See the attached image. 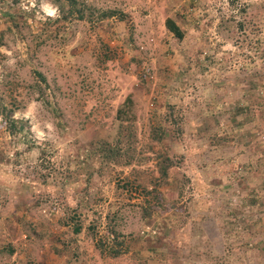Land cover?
Masks as SVG:
<instances>
[{
  "label": "rangeland",
  "instance_id": "1",
  "mask_svg": "<svg viewBox=\"0 0 264 264\" xmlns=\"http://www.w3.org/2000/svg\"><path fill=\"white\" fill-rule=\"evenodd\" d=\"M0 264H264V0H0Z\"/></svg>",
  "mask_w": 264,
  "mask_h": 264
},
{
  "label": "trees",
  "instance_id": "2",
  "mask_svg": "<svg viewBox=\"0 0 264 264\" xmlns=\"http://www.w3.org/2000/svg\"><path fill=\"white\" fill-rule=\"evenodd\" d=\"M63 1H66L67 4H69L70 6H72V4L74 3V0H63ZM78 16L79 18H81L83 15L80 13ZM101 16H104V17L116 16L118 17V19L124 20L123 13L121 11H116V10L103 11L101 12ZM164 26L176 39H180L182 37L181 29L176 25V23L171 18L169 17L165 18ZM130 103H131V100L129 96H127L124 102L122 103L121 107L117 110V115L120 116L121 114L122 115L125 114L126 113L125 110L127 107H129ZM10 126L13 128V122ZM158 173H159L160 180H162V183L166 184L167 166H165L164 164L160 162L158 165ZM73 230L74 232H78L79 227H74Z\"/></svg>",
  "mask_w": 264,
  "mask_h": 264
}]
</instances>
